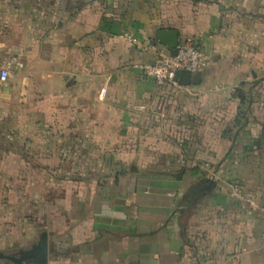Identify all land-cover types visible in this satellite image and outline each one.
Returning a JSON list of instances; mask_svg holds the SVG:
<instances>
[{"label":"crops","instance_id":"crops-1","mask_svg":"<svg viewBox=\"0 0 264 264\" xmlns=\"http://www.w3.org/2000/svg\"><path fill=\"white\" fill-rule=\"evenodd\" d=\"M161 29L210 57L188 89L144 72ZM0 42V138L100 171L48 264H264V0H0Z\"/></svg>","mask_w":264,"mask_h":264},{"label":"rangeland","instance_id":"rangeland-1","mask_svg":"<svg viewBox=\"0 0 264 264\" xmlns=\"http://www.w3.org/2000/svg\"><path fill=\"white\" fill-rule=\"evenodd\" d=\"M0 144V252L10 255L31 248L42 231L62 229L80 181L100 171L81 168L85 157L66 152L63 139L0 138Z\"/></svg>","mask_w":264,"mask_h":264},{"label":"built area","instance_id":"built-area-1","mask_svg":"<svg viewBox=\"0 0 264 264\" xmlns=\"http://www.w3.org/2000/svg\"><path fill=\"white\" fill-rule=\"evenodd\" d=\"M128 38L132 42L137 43L136 38L131 36H128ZM209 60L210 57L207 53L201 50L193 40L187 39L179 43L178 51L175 55L163 51L158 52L152 63L144 65V72L160 84L170 82L179 88L188 89L189 85H181L179 83L181 71L199 72L207 66ZM10 75V67L2 65L0 67V81L6 82Z\"/></svg>","mask_w":264,"mask_h":264},{"label":"water","instance_id":"water-1","mask_svg":"<svg viewBox=\"0 0 264 264\" xmlns=\"http://www.w3.org/2000/svg\"><path fill=\"white\" fill-rule=\"evenodd\" d=\"M158 41L165 44L173 55L177 54L178 45L180 43L179 33L173 29H161L157 32ZM199 72L192 73L189 70L181 71L179 75V83L181 85H189L196 80ZM214 185V181L208 179L207 183L200 188L201 191L210 190ZM49 235L47 231L39 234L37 243L33 244L29 249H23L16 254H5L0 252V259L14 264H48L49 261ZM19 254V255H17Z\"/></svg>","mask_w":264,"mask_h":264},{"label":"trees","instance_id":"trees-1","mask_svg":"<svg viewBox=\"0 0 264 264\" xmlns=\"http://www.w3.org/2000/svg\"><path fill=\"white\" fill-rule=\"evenodd\" d=\"M235 95L240 99L241 101V106L239 110V116H238V121L237 123L239 125L243 124L245 119L248 117V114L250 112V106H251V95L249 92L242 87H238L236 89Z\"/></svg>","mask_w":264,"mask_h":264},{"label":"flooded vegetation","instance_id":"flooded-vegetation-1","mask_svg":"<svg viewBox=\"0 0 264 264\" xmlns=\"http://www.w3.org/2000/svg\"><path fill=\"white\" fill-rule=\"evenodd\" d=\"M29 249V248H28ZM17 255H19V254H17Z\"/></svg>","mask_w":264,"mask_h":264}]
</instances>
